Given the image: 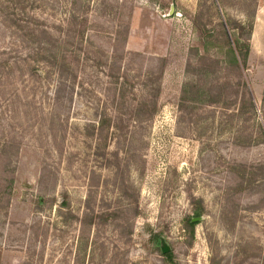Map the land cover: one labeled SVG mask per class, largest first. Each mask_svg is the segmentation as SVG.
Wrapping results in <instances>:
<instances>
[{"label": "rangeland", "instance_id": "rangeland-1", "mask_svg": "<svg viewBox=\"0 0 264 264\" xmlns=\"http://www.w3.org/2000/svg\"><path fill=\"white\" fill-rule=\"evenodd\" d=\"M76 1L0 0V264H264V0ZM251 13L241 74L201 80L234 103L184 99Z\"/></svg>", "mask_w": 264, "mask_h": 264}, {"label": "trees", "instance_id": "trees-1", "mask_svg": "<svg viewBox=\"0 0 264 264\" xmlns=\"http://www.w3.org/2000/svg\"><path fill=\"white\" fill-rule=\"evenodd\" d=\"M79 1L81 0H78L76 2L79 3ZM246 16L247 17L242 20H235L228 17L226 19V22H221V30L218 34L212 33V35H207L206 33V35H203L204 48L208 51L211 48H218L221 51V57L214 56V58L212 59L207 58V55H201L199 57L200 61H202L204 65L199 69V72L197 73L198 79H192V82L187 83L184 87V99L188 100L191 103H202L208 106L212 105L222 107V109H227L229 108V106H231V104L234 103V101L228 98V95L225 93V88H220L213 91L214 87H208L207 83L202 84L201 80L204 77L208 78L215 76L218 70H222L223 68H228V70L231 72L234 71L236 75L241 74L242 69L246 66L247 60L249 58L250 39L254 27V14L251 13L250 15L247 14ZM73 20H77V15H73ZM76 30H78L79 32L75 34H77L83 40L85 29ZM44 33L48 32L44 31ZM220 37L223 39H220ZM43 42L45 45H48L45 47V50L51 51V47H49L51 43H47L45 41ZM60 44L63 43L59 41L55 42L56 46ZM49 54L51 56L52 65L58 68L57 74L59 79L57 81V84L58 86H61L69 78L68 75L70 69L68 67H70V64H68V62H65L64 59H59L57 54ZM206 59H209L211 62H205ZM71 74L74 78L75 75L72 72ZM157 76V79L160 78L161 72H159ZM159 92L160 88H155L154 93L152 94L153 97L158 96ZM155 104L156 103L148 102V99L144 100L142 104L138 105L137 107H133L135 113L134 116L139 118V116L142 114V116L152 118V116L157 112V106ZM243 105L244 109L248 110L251 108L253 111L255 109L254 102L252 101L249 102V105L246 102H244ZM97 117L98 120L96 122H91L89 124L93 125L95 131H98L97 136L100 139L104 136V130H110L111 127H114L116 131H119L124 128V124L121 122V119H119V117L118 120H114L113 117L110 116L107 112L101 113ZM107 137L108 134L105 136V138ZM61 204L63 207L68 206L65 200L62 201ZM65 220L68 221L67 218H65ZM189 222L191 224V227H193V225L196 223L195 221H192V219ZM168 255L171 257L170 253H168Z\"/></svg>", "mask_w": 264, "mask_h": 264}]
</instances>
